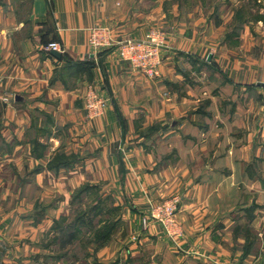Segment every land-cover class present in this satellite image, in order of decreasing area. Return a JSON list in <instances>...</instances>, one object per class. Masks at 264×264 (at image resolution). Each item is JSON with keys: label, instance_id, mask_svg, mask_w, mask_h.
Listing matches in <instances>:
<instances>
[{"label": "crops", "instance_id": "crops-1", "mask_svg": "<svg viewBox=\"0 0 264 264\" xmlns=\"http://www.w3.org/2000/svg\"><path fill=\"white\" fill-rule=\"evenodd\" d=\"M228 1L218 0L211 12L194 1V9L180 16L172 12L178 7L174 0H0V264H60L52 250L59 240L53 226L70 216L68 201L87 182L109 186L124 224L105 246L90 245L70 264L238 259L228 252L231 231L251 203L256 210L250 227L261 237L264 32H258L260 44L251 52L244 44L221 46L220 6L227 7L231 21L235 16ZM154 24L175 26L173 50L193 66H176L179 57L166 52L159 78L149 80L130 71L115 50L95 53L87 45L95 26L109 27L116 38L138 39ZM241 31L246 35L248 27ZM50 43L63 50L59 58L45 49ZM248 58L257 66H248ZM195 72L203 77L191 82ZM89 84L111 99L105 115L93 121L81 106ZM35 140L46 148L40 157L31 154ZM60 150L76 161L64 179L77 184L53 196L41 183L63 173L46 168L52 152ZM10 165L18 174L7 179L3 171ZM26 168L41 172L22 174ZM15 182L19 186L10 192ZM171 183L181 194L178 249L156 224L135 233L146 207L143 192L156 188L165 196L173 191ZM16 195L15 205L4 203Z\"/></svg>", "mask_w": 264, "mask_h": 264}, {"label": "rangeland", "instance_id": "rangeland-1", "mask_svg": "<svg viewBox=\"0 0 264 264\" xmlns=\"http://www.w3.org/2000/svg\"><path fill=\"white\" fill-rule=\"evenodd\" d=\"M194 1H198V0H174V2L177 3L178 7L172 9V12H176L180 15L183 16L185 15L188 11H191L194 9ZM202 3V7L205 8L206 12H211L210 7L212 6V4H216L218 2V0H199ZM225 1V2H224ZM220 0V2L222 3H226L228 0ZM230 1V0H229ZM228 1V2H229ZM233 3V7L232 10L235 14V12L239 9V7H244V10L248 9V11H245L243 13V16L240 17V20H238L237 22L235 20H230L229 15H227V7L225 6H220V15L223 18L221 21H219L217 23V26L220 30V33H222V40H220L221 42V46L222 45H227L226 47H229L231 49L237 48V47H241L242 44L243 47L242 48H246L248 47L249 51L251 52V50L254 47L259 46V39L261 37V33L258 32H264V0H232ZM197 4V3H196ZM245 5L247 6V8L245 7ZM209 7V8H206ZM261 12V17H258L256 15V13ZM246 14V15H245ZM242 19H247L248 21L244 22L242 21ZM224 21V22H222ZM247 26L248 27V32L243 33L242 34V29L243 27ZM102 27V26H99ZM105 28H107L108 30L111 31L112 30L107 27L104 26ZM181 26H179L178 28H180ZM146 29L144 30V34L142 35L141 38H131V40H137L140 43L142 41H144L146 39V33L150 32L151 30H157L156 32H158V34H154V35H158L159 37L157 39L154 40H159L161 35L164 37L163 39V44L161 46H159L158 48H156V50L159 52V58H160V64H159V68L157 70V74L154 75L153 78H146L143 74H141L140 72H137V70H134L132 68H130V66L127 64L128 62L125 61L124 59H122L119 56V59L127 66V68L130 71L136 72L140 75H142L143 77H145L146 79L149 80H155L157 78H159L160 76V70L162 68V65L164 64L165 61V53L167 52L168 54L166 56L171 57L172 55L177 58V63L175 64L176 66L180 65L184 66V64H188V66H193L192 62H188L185 61L183 58H180L181 55L183 54H177V52H175V50H173V47L171 45L172 41L174 40V33L176 31V28L174 25H168V26H161V25H150L145 27ZM183 28V27H182ZM257 32V35L256 33ZM113 34V33H112ZM114 36V35H113ZM88 39V38H87ZM114 39L116 41H120V38H116L114 36ZM128 40V38H126ZM124 40V39H122ZM160 43V42H159ZM255 43V44H254ZM254 44V45H253ZM88 45V43H87ZM171 45V47H170ZM46 49V47H45ZM89 49H91L89 47ZM116 48H111L108 50H102V52H108V51H114ZM57 52V51H55ZM63 50H61V52L59 51V54H62ZM165 54V55H164ZM211 54H209L207 56V62H210L212 59ZM247 56H245L246 58ZM125 61V62H124ZM246 63L248 64V66H257L256 60L252 59V58H248L245 60ZM204 62V61H203ZM205 63V62H204ZM191 64V65H190ZM200 73V72H199ZM196 75H193L191 77V82H194L197 80V77H203V75H198L197 72H195ZM206 79H209L208 75H204ZM190 78L188 76H186V80H189ZM194 80V81H192ZM235 95V92H234ZM256 95V94H254ZM252 96V95H251ZM100 98L102 100L106 101V106L104 108V112L103 114L99 117L102 118L105 115L106 109L107 107L110 105V97L108 95H106L105 93H103L99 88H97L96 85L94 84H89L86 86L85 90L83 91L82 94V108L83 111L85 112V115L87 116L88 120H97L99 118H95V119H89L88 117V111H87V105H86V98ZM255 97L257 96H252L253 100L257 101L255 99ZM252 101V100H251ZM260 101H258L259 103ZM261 103V102H260ZM97 106V105H96ZM225 104L223 103V105H221V109H223L225 111ZM226 107H228L227 111L230 109V106L227 105ZM251 108V109H250ZM249 110L250 112H254L253 113H258V109H256L255 107L253 108V106L251 107V105H249ZM252 114V113H250ZM63 137H61L62 142H66L67 144H64V146H68V142L67 140L63 141ZM61 143V141H60ZM43 148V145H42ZM69 148V147H68ZM44 150H42V154L43 151L45 152V147L43 148ZM62 150V149H61ZM54 151L52 152L53 155L49 158V161H53L55 166H48L46 165V168L50 171H54L57 172L59 170H62V174H60L59 177H61L62 179L55 178V177H48L51 179V181H42L41 183V190H45L46 194H53V196H56L55 194L60 191L62 193L66 194L69 191V187L72 188L77 184V180H72L69 182L68 180H65L64 178L67 176V172L69 170V168L71 166H73L76 161H72L71 159H69V155L66 154L67 152H62V151ZM47 153V151H46ZM56 158V160H55ZM55 160V161H54ZM71 160V162L69 161ZM16 167L10 165L7 166L6 171H3V175L7 176V179L9 177L12 176V174H18V172L15 170ZM28 169L26 168V170L24 171L25 175H29L31 176V174H37L41 172V168H33L31 171H27ZM66 172H65V171ZM59 175V174H58ZM60 179V180H59ZM78 179V178H77ZM17 182H15L14 184L9 185L8 190L10 192H13L15 190H17L19 184H16ZM90 184V185H94L95 187V191L89 192L88 194H83V195H76L75 193L82 187V185H86V184ZM88 184V185H89ZM81 186H79L77 189H72L73 193V198L71 196V200L69 199L68 205H69V212H70V216H62L60 217L57 221V225H56V230H65L67 224L69 225V222L75 217V214L78 210L83 209L87 206H91V204L95 203L97 197H101L104 200L105 203V208L103 211L101 210L102 215L99 216L98 218L94 219V224L99 223V220H106V223L110 222L109 224H106V226H104V228H106L108 225L112 224L114 221H116L118 218H120L121 215V209L119 208V206H116V196L112 195V192L109 190V186L104 190L102 184L99 183H84ZM222 186V185H220ZM170 189H173V191H169L170 193L166 194L165 196H161L163 195V191L159 192L155 191L156 188H152L151 191H144L143 192V196L145 198V203H146V207L144 210V212H142L141 214H139V216L137 217V227L135 230V233L137 234L138 231L144 232L146 231L148 228H150L151 225H158L161 228V232H162V236L163 239L170 244H173L175 246V248H179L178 246V240L182 239L183 237V232H181L180 230H178V225H177V220H176V215L181 203V194L178 192L177 190V186L174 185L173 183L170 184ZM68 190V191H67ZM158 193L157 196H155V193ZM242 193V189H239V195ZM236 195V194H235ZM12 196H14L12 194ZM18 195H16L15 197H12L11 200H7V201H2L5 204H9V206H13L15 205V203L17 202V197ZM177 199V208L175 210V214H174V223L170 228V234L171 236H168V234L166 233V231L164 230L163 226H161L159 223L149 220V216L148 213L150 211V209L152 208H157L159 205H161V203L168 201V200H172V199ZM55 200V199H54ZM249 201L253 200V196L250 195L249 196ZM29 205H31V202H28ZM251 203L249 204V206H247L245 209L243 208V212L244 214H238L235 217V225L232 228L231 234H232V246L228 247V252H232L233 254H237L238 255V259H233L229 260V261H217L213 258H211L208 255L207 258V262H209V264H264V218L263 220L261 219L260 221V236H258V233L256 231H254L250 225L253 221V219L255 218L254 212H255V208L253 209V206ZM251 205V206H250ZM110 208H115V211L112 212L110 211ZM108 209L110 212H108ZM107 211V212H106ZM112 212V213H111ZM70 219V220H69ZM146 221L147 226L144 228L142 226V220ZM109 220V221H107ZM119 220V219H118ZM119 226L121 227L123 226V222L121 220H119ZM5 223V222H4ZM134 224V223H133ZM54 227V226H53ZM61 228V229H60ZM123 229L125 227H122ZM54 229V228H53ZM54 229V230H55ZM85 231V230H84ZM60 235H58L57 238H60L58 241L52 242V250L54 253V256L57 260L61 259V263L60 264H70L73 260L78 261V259H80L82 257V255H85V252L87 251V247H85L82 243L79 242H73L71 243V245H69V242L67 244H65L64 247H60L61 245V239L63 238V235L61 233H59ZM91 235H93V233H91ZM257 238V239H255ZM56 239V238H55ZM237 239H243L244 242L239 243L237 242ZM236 256V255H235ZM211 259V260H210ZM215 261H217L218 263H216ZM130 264H132L131 261H129Z\"/></svg>", "mask_w": 264, "mask_h": 264}, {"label": "built area", "instance_id": "built-area-1", "mask_svg": "<svg viewBox=\"0 0 264 264\" xmlns=\"http://www.w3.org/2000/svg\"><path fill=\"white\" fill-rule=\"evenodd\" d=\"M157 30H151L146 33V39L140 43L137 40L124 39L116 41L111 31L105 27H92L89 30L87 43L88 46L95 53L102 52V50H108L116 48L118 56L127 61L130 68L137 70L143 74L146 78H153L157 74V70L160 64L159 52L156 50L163 44L164 37L154 35L158 34ZM160 42V43H159ZM48 51L61 52V48L57 43H50L46 46ZM124 61V62H125ZM86 105L89 119L99 118L106 106V101L100 98H86ZM97 105V106H96ZM177 199H172L161 203L157 208L150 209L148 216L149 220L155 221L163 226L164 230L171 236L170 228L174 223V214L177 208ZM142 226H147L146 221L142 220Z\"/></svg>", "mask_w": 264, "mask_h": 264}, {"label": "trees", "instance_id": "trees-1", "mask_svg": "<svg viewBox=\"0 0 264 264\" xmlns=\"http://www.w3.org/2000/svg\"><path fill=\"white\" fill-rule=\"evenodd\" d=\"M244 12H245L244 8L238 9L235 13L234 20L236 22L240 20V17L243 16ZM242 21L246 22L248 20L242 19ZM42 150H43L42 145L35 140L33 142V150L31 151V154L34 155L35 157H40ZM47 165L48 166L52 165L56 167L53 161H49ZM88 184L84 186L82 185V187L75 194L85 195L88 194L89 192L96 190L95 189L96 186L90 184L88 185ZM104 209H106L104 200L98 196L95 203L91 204V206H87L76 212L75 217L69 222V225L67 224L65 230L58 229L57 231L55 228L56 225L58 224L57 223L58 221H56L54 223L53 228L56 230L58 235H60L59 233L63 235V238L60 240L61 241L60 247H64L65 244H67L68 242L69 244H71L72 242H79L82 243L85 247L94 245L95 249L105 246L112 238L114 232L118 229L120 221L118 220L119 219L118 218L116 221L108 225L106 228H104V226L110 223V222L106 223V220L98 219L99 223L94 224V219L101 216L102 215L101 210L103 211ZM110 211L114 212L115 208H110ZM110 211L108 209V212ZM91 233H93V235H91Z\"/></svg>", "mask_w": 264, "mask_h": 264}, {"label": "water", "instance_id": "water-1", "mask_svg": "<svg viewBox=\"0 0 264 264\" xmlns=\"http://www.w3.org/2000/svg\"><path fill=\"white\" fill-rule=\"evenodd\" d=\"M51 54L57 58L60 57V54L58 52L52 51Z\"/></svg>", "mask_w": 264, "mask_h": 264}]
</instances>
